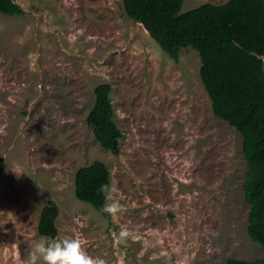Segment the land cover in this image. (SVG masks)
<instances>
[{"label":"rangeland","instance_id":"374dc122","mask_svg":"<svg viewBox=\"0 0 264 264\" xmlns=\"http://www.w3.org/2000/svg\"><path fill=\"white\" fill-rule=\"evenodd\" d=\"M229 0H185L182 12ZM0 13V264H24L40 215L59 207L57 237L81 240L107 264L253 261L243 137L218 119L200 78L201 59L176 62L124 0H14ZM110 84L124 137L118 155L94 137V90ZM110 169L123 205L113 217L75 196L77 171ZM132 236L118 239L121 228Z\"/></svg>","mask_w":264,"mask_h":264},{"label":"trees","instance_id":"16d2710c","mask_svg":"<svg viewBox=\"0 0 264 264\" xmlns=\"http://www.w3.org/2000/svg\"><path fill=\"white\" fill-rule=\"evenodd\" d=\"M184 2L124 0V9L131 20L143 23L151 38L176 62L183 48L198 52L200 78L214 115L243 137L248 166L243 186L250 206L247 231L254 243L264 247V60L258 58L264 57V0L206 3L186 13L182 12ZM0 13L15 17L24 10L14 0H0ZM94 95L87 124L101 147L118 155L124 134L115 121L111 85L97 86ZM4 166L0 157V175ZM110 175L101 161L80 168L75 176L77 200L105 214L101 211L104 195L98 189L110 184ZM58 217V205L49 202L40 215L39 235L57 237ZM224 264H264V256L253 261L231 258Z\"/></svg>","mask_w":264,"mask_h":264},{"label":"clouds","instance_id":"9594fccd","mask_svg":"<svg viewBox=\"0 0 264 264\" xmlns=\"http://www.w3.org/2000/svg\"><path fill=\"white\" fill-rule=\"evenodd\" d=\"M256 56L255 52L250 53ZM264 60V57H259ZM104 195L101 211L110 216H117L123 210L120 200L113 194L117 191L110 184H103L98 189ZM132 236L131 231L124 227L118 233L121 242L127 241ZM24 264H107V260L100 256H91L75 237H51L42 235L27 251Z\"/></svg>","mask_w":264,"mask_h":264},{"label":"water","instance_id":"95a60500","mask_svg":"<svg viewBox=\"0 0 264 264\" xmlns=\"http://www.w3.org/2000/svg\"><path fill=\"white\" fill-rule=\"evenodd\" d=\"M138 23H140V24H142V25H143V23H142V22H138Z\"/></svg>","mask_w":264,"mask_h":264}]
</instances>
